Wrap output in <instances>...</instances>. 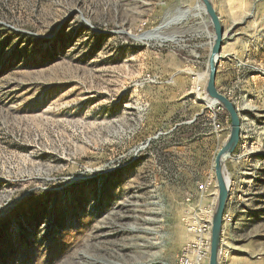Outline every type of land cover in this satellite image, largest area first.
Listing matches in <instances>:
<instances>
[{"label":"rangeland","instance_id":"1","mask_svg":"<svg viewBox=\"0 0 264 264\" xmlns=\"http://www.w3.org/2000/svg\"><path fill=\"white\" fill-rule=\"evenodd\" d=\"M197 1L0 0V264H175L195 239L230 118L207 15L162 24ZM212 3L229 259L264 264V0Z\"/></svg>","mask_w":264,"mask_h":264},{"label":"water","instance_id":"2","mask_svg":"<svg viewBox=\"0 0 264 264\" xmlns=\"http://www.w3.org/2000/svg\"><path fill=\"white\" fill-rule=\"evenodd\" d=\"M204 8V12L209 18L213 29V41L208 56L207 80L204 86V94L206 97L213 99L216 104L222 107L230 118V132L217 152L214 160V173L217 186V194L213 205L211 219V242L210 254L207 264H218L220 257V233L222 226V216L228 195V177L225 178V160L237 146L240 134V119L234 104L223 94H221L216 86L215 79L218 67V61L222 51V43L224 39V29L218 13L216 12L212 0H198Z\"/></svg>","mask_w":264,"mask_h":264},{"label":"built area","instance_id":"3","mask_svg":"<svg viewBox=\"0 0 264 264\" xmlns=\"http://www.w3.org/2000/svg\"><path fill=\"white\" fill-rule=\"evenodd\" d=\"M212 177H209L205 183L197 185L198 191L206 190L207 186L211 184ZM213 207L211 206L206 212V216L197 225L193 226L195 239L184 246L176 260L175 264H207L210 254L211 242V219ZM229 219L228 212L222 216V227L220 233V257L218 264H234L229 259V244L226 238V220Z\"/></svg>","mask_w":264,"mask_h":264},{"label":"bare ground","instance_id":"4","mask_svg":"<svg viewBox=\"0 0 264 264\" xmlns=\"http://www.w3.org/2000/svg\"><path fill=\"white\" fill-rule=\"evenodd\" d=\"M194 10H199L200 12H204L203 5L199 1H197L195 3V5L192 6L191 8H184V9H178V10H176V12L172 16H170L167 19V21H165L164 24H162V26H166L167 27L169 25L178 24L185 17H190V16L195 15V13L193 12ZM208 23H209V25H211L209 20H208ZM206 26H207V24L205 23L204 26H202V27L204 28ZM150 36L151 37L152 36H155V37H163V38H165L168 41H175L176 40L175 39L176 38L175 35L165 36V35H163L162 33L158 32V31H153L151 33H146L144 35H141L142 38H146V37H150ZM210 48H211V45H210ZM205 76H206V74H205ZM204 101L208 105H215L216 104V102L213 99H210V98H208L206 96L204 97ZM243 107L246 108V104ZM224 175H225V178L227 180L226 172H224Z\"/></svg>","mask_w":264,"mask_h":264},{"label":"crops","instance_id":"5","mask_svg":"<svg viewBox=\"0 0 264 264\" xmlns=\"http://www.w3.org/2000/svg\"><path fill=\"white\" fill-rule=\"evenodd\" d=\"M218 81V74L216 73V79H215V83H217ZM216 85V84H215Z\"/></svg>","mask_w":264,"mask_h":264},{"label":"trees","instance_id":"6","mask_svg":"<svg viewBox=\"0 0 264 264\" xmlns=\"http://www.w3.org/2000/svg\"><path fill=\"white\" fill-rule=\"evenodd\" d=\"M3 242H5V240L4 241H1V244H3Z\"/></svg>","mask_w":264,"mask_h":264}]
</instances>
